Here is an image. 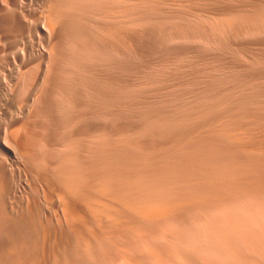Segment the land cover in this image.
I'll list each match as a JSON object with an SVG mask.
<instances>
[{"label": "rangeland", "instance_id": "obj_1", "mask_svg": "<svg viewBox=\"0 0 264 264\" xmlns=\"http://www.w3.org/2000/svg\"><path fill=\"white\" fill-rule=\"evenodd\" d=\"M23 1L0 0V202L2 201L0 203V250L3 253L0 252V264H34L37 260H40L39 264L40 262L41 264H127L123 263V259L121 260L122 252L116 250L109 242L110 240L102 241L100 237L98 241L95 239L97 237H94L97 241L90 243L91 247L90 245L82 247L81 243L80 245L74 243L78 242L77 237L72 232L65 212L59 206L58 198L53 191V186L61 189V180L59 182L57 174L65 171V165L69 159H75L76 163L82 167L81 170L84 173L89 172L87 175L91 178L105 173L126 174V171L127 176H134L132 169L136 170V175L140 168L141 175L149 179L151 184L159 185V189L162 188L161 191L192 201L189 206L180 209L175 216L164 222L163 226L160 224L159 227L162 229L147 225V235L144 233L145 236L138 240L134 238L138 243L140 242V245L136 241L137 245H133L134 239L124 237L123 242L126 247L123 251L136 257L140 264H164L165 262V264H264V194H261V191L264 193V158L255 154H252L254 156L252 157L247 152L244 154L222 139L220 134H217L218 131H215L219 130L221 122L224 124L228 119L231 122L226 121L227 124H237L249 130L248 132L252 131L253 135H257L256 137L264 139L262 134L264 132H261L264 131V0H179L180 2L178 0H123L124 2L122 0H69L68 3L66 0ZM74 1L78 3L73 4ZM120 9L123 10L120 11ZM100 12L104 14L101 15ZM57 15L60 17L58 18ZM149 16H152L151 19ZM61 18L62 22H59ZM174 19L178 21L175 24L179 28L173 23L176 21ZM188 20L190 23L187 24ZM171 22L175 25L174 27L170 24ZM148 24L150 28L145 27ZM189 24L191 27L194 25L193 29ZM42 25L45 29L47 28L45 32L41 31ZM217 26L219 27L216 30ZM163 28L168 29L164 31ZM169 28L179 32L174 31L173 35ZM110 29L113 31H108ZM245 30H248L247 33ZM119 32H121L120 36L124 34L120 38ZM181 33L185 34L186 39H183ZM199 33L201 35L198 37ZM174 36L182 37L183 41ZM180 121H182L181 124ZM218 121L219 124H217ZM161 124L164 130H161ZM216 125L218 128H214ZM120 137L123 140H119ZM125 140L132 144L136 142V146L135 143L127 144L130 149L135 146L143 151L137 150L138 154L136 149H133L136 154L131 155L134 151L125 149L127 148L124 144ZM181 142L187 143L181 145ZM117 145L122 155L118 154L116 160L114 154L117 152L115 149L118 148ZM59 148L63 151L57 150ZM26 149L27 151L23 152ZM15 153L20 154L16 156ZM111 153H113L112 156ZM132 157L135 162L131 160ZM108 158L123 161H119L121 164L118 163L116 167L113 159L114 164L107 167L112 161ZM44 163L48 165L42 166ZM168 164L171 166L169 167ZM59 165V169H56L55 166ZM94 166L95 168L99 166V169H95ZM123 167L126 169L125 172ZM172 167H174L173 170ZM159 176L162 180L158 178ZM43 178L47 180L46 183L51 182L50 185L48 184L51 191ZM31 184L34 186L32 187ZM229 196L230 201L233 199L231 201L233 204L229 202ZM180 225L182 226L179 228ZM157 229L168 230L165 234L160 232L162 237L163 235L165 237L161 238L159 232L155 234ZM96 231L98 235L105 238L99 228ZM48 248L50 252H46ZM102 251L108 252V255H104ZM177 253L181 254L178 256ZM64 255L66 261L63 260ZM173 259L175 260L172 263Z\"/></svg>", "mask_w": 264, "mask_h": 264}, {"label": "bare ground", "instance_id": "obj_2", "mask_svg": "<svg viewBox=\"0 0 264 264\" xmlns=\"http://www.w3.org/2000/svg\"><path fill=\"white\" fill-rule=\"evenodd\" d=\"M23 1V0H22ZM30 1V0H29ZM67 1H69V0H66V2ZM73 1V0H72ZM78 1V0H77ZM76 1V3H78ZM80 1V0H79ZM83 1V0H82ZM102 1V0H101ZM123 1V0H122ZM138 1V0H137ZM151 1V0H150ZM149 1V2H150ZM154 1V0H153ZM157 1V0H156ZM179 1V0H178ZM178 1H176V2H178ZM186 1V0H185ZM190 1V0H189ZM199 1V0H198ZM205 1V0H204ZM208 1V0H207ZM215 1V0H214ZM222 1V0H221ZM263 1V0H262ZM24 2V1H23ZM71 2V1H70ZM69 2V3H70ZM89 2V1H88ZM110 2V1H109ZM124 2V1H123ZM130 2V1H129ZM134 2V1H133ZM133 2L131 3V4H133ZM180 2V1H179ZM188 2V1H187ZM218 2V1H217ZM31 3H33V2H31ZM63 3V2H62ZM68 3V2H67ZM75 3V1H74V3L73 4H76ZM82 3V7H84L83 6V2H81ZM107 3V2H106ZM114 3V2H113ZM146 3V2H145ZM182 3H183V1H182ZM203 3V2H202ZM210 3V2H209ZM212 3V2H211ZM80 4V3H79ZM112 4V3H111ZM116 4H117V2H116ZM128 4V3H127ZM137 4V3H136ZM162 5H163V3H161ZM188 4H190L189 2H188ZM252 4V3H251ZM68 5V4H67ZM70 5V4H69ZM135 5V4H134ZM147 5H149V3L147 4ZM156 5V4H155ZM168 5V4H167ZM166 5V6H167ZM172 5H174V4H172ZM178 5V4H177ZM233 5V4H232ZM261 5H263V3H261ZM76 6V5H75ZM86 6V5H85ZM116 6V5H115ZM132 6V5H131ZM152 6H153V4H152ZM170 6V5H169ZM168 6V7H169ZM186 6V5H185ZM190 6V5H189ZM196 6V5H195ZM194 6V7H195ZM201 6V5H200ZM264 6V5H263ZM108 7V6H107ZM120 7V6H119ZM138 7V6H137ZM145 7V6H144ZM162 7V6H161ZM183 7V6H182ZM214 7V6H213ZM134 8V7H133ZM142 8V7H141ZM154 8V7H153ZM156 8H159V7H156ZM167 8V7H166ZM173 8V7H172ZM171 8V9H172ZM177 8V7H176ZM175 8V9H176ZM188 8V7H187ZM196 8V7H195ZM209 8V7H208ZM216 8V7H215ZM253 8V7H252ZM131 9V8H130ZM129 9V10H130ZM170 9V10H171ZM175 9H174V11H175ZM184 9V8H183ZM192 9V8H191ZM260 9V8H259ZM59 10V9H58ZM76 10H78V8H76ZM75 10V11H76ZM107 10H109L108 8H107ZM115 10V9H114ZM121 10H123V9H120V11ZM164 10H166V9H164ZM190 10V9H189ZM188 10V11H189ZM194 10V9H193ZM196 10V9H195ZM237 10V9H236ZM246 10V9H245ZM72 11V10H71ZM135 11V10H134ZM147 11V10H146ZM173 11V10H172ZM181 11H183V10H181ZM187 11V10H186ZM202 11H203V9H202ZM201 11V12H202ZM242 11H244V10H242ZM247 11V10H246ZM248 11H249V9H248ZM247 11V12H248ZM251 11V10H250ZM51 12V11H50ZM70 12V11H69ZM78 12V11H77ZM97 12V11H96ZM168 12V11H167ZM191 12V11H190ZM254 12V11H253ZM252 12V13H253ZM56 13V12H55ZM54 13V14H55ZM101 13V12H100ZM116 13V12H115ZM119 13V12H118ZM121 13V12H120ZM145 13V12H144ZM187 13V12H186ZM192 13H194V12H192ZM199 13V12H198ZM225 13V12H224ZM235 13V12H234ZM236 13H237V11H236ZM57 14V13H56ZM60 14V13H59ZM99 14V13H98ZM102 14H104V13H101V15ZM114 14V13H113ZM117 14V13H116ZM125 14V13H124ZM142 14V13H141ZM154 14V13H153ZM185 14V13H184ZM215 14V13H214ZM226 14V13H225ZM224 14V15H225ZM22 15H24V14H22ZM85 15V14H84ZM95 15H97V14H95ZM100 15V14H99ZM119 15V14H118ZM122 15V14H121ZM129 15V14H128ZM148 15H150V14H148ZM179 15H181V14H179ZM196 15H197V13H196ZM204 15V14H203ZM218 15V14H217ZM250 15V14H249ZM252 15V14H251ZM25 16V15H24ZM48 16H49V14H48ZM47 16V17H48ZM90 16V15H89ZM116 16V15H115ZM125 16V15H124ZM141 16V15H140ZM154 16V15H153ZM158 16V15H157ZM190 16V15H189ZM205 16V15H204ZM235 16L237 17V15L235 14ZM57 17H58V15H57ZM60 17V16H59ZM58 17V18H59ZM78 17V16H77ZM98 17V16H97ZM108 17V16H107ZM121 17H123V16H121ZM133 17V16H132ZM148 17V16H147ZM150 17V16H149ZM152 17V16H151ZM151 17H150V19H151ZM179 17V16H178ZM183 16H181V18H182ZM194 17H198V16H194ZM253 17V16H252ZM64 18V17H63ZM102 18H104V17H102ZM128 18V17H127ZM134 18V17H133ZM136 18V17H135ZM138 18V17H137ZM145 18V17H144ZM156 18V17H155ZM166 18V17H165ZM191 18V17H190ZM189 18V19H190ZM223 18V17H222ZM233 18H235L234 16H233ZM250 18V17H249ZM255 18V17H254ZM26 19V18H25ZM50 19V18H49ZM80 19V18H79ZM91 19V18H90ZM122 18H120V20H121ZM148 19V18H147ZM157 19V18H156ZM177 19V18H176ZM176 19H174V20H176ZM187 19V18H186ZM201 19V18H200ZM203 19H205V18H203ZM224 19V18H223ZM226 19V18H225ZM224 19V20H225ZM229 20H230V18H228ZM257 19H258V17H257ZM256 19V20H257ZM259 19H263V17L262 18H260L259 17ZM58 20V19H57ZM64 20V19H63ZM105 20V19H104ZM103 20V21H104ZM112 20V19H111ZM140 20V19H139ZM163 20H165V19H163ZM172 20V19H171ZM178 20V19H177ZM175 21V22H173L174 24L176 23V22H178V21ZM228 20V21H229ZM236 20V19H235ZM254 20V19H253ZM252 20V21H253ZM46 21V20H45ZM54 21V20H53ZM56 21V20H55ZM65 21V20H64ZM78 21V20H77ZM85 21V20H84ZM108 21H110V20H108ZM129 21V20H128ZM134 21V20H133ZM136 21V20H135ZM141 21V20H140ZM143 21V20H142ZM158 22H159V20H157ZM168 21V20H167ZM189 21V20H188ZM201 21H203V20H201ZM237 21H238V19H237ZM49 22V21H48ZM59 22H62V18H61V21H59ZM107 22V21H106ZM149 22V21H148ZM161 22V21H160ZM170 23V24H172L173 25V23ZM183 22V21H182ZM224 22V21H223ZM226 22V21H225ZM242 22V21H241ZM248 22V21H247ZM246 22V23H247ZM249 22H251V20H249ZM257 22V21H256ZM50 23V22H49ZM58 23V22H57ZM56 23V24H57ZM100 23V22H99ZM103 23V22H102ZM168 23V22H167ZM180 23V22H179ZM183 23H185V22H183ZM187 24L188 23H190V21L189 22H186ZM192 23H194V21L192 22ZM230 23H231V20H230ZM239 23V22H238ZM254 23V22H253ZM70 24H72V23H70ZM69 24V25H70ZM92 24V23H91ZM95 24V23H94ZM105 24H107V23H105ZM109 24V23H108ZM115 24V23H114ZM117 24H119V23H117ZM147 24V23H146ZM145 24V25H146ZM162 24H164V22L162 23ZM229 24V23H228ZM245 24V23H244ZM255 24V23H254ZM51 25V24H50ZM100 25H102V24H100ZM121 25V24H120ZM124 25H126V24H124ZM137 25V24H136ZM139 25V24H138ZM153 25V24H152ZM156 25H157V23H156ZM176 25V24H175ZM175 25H173V27L175 26ZM181 25H183L182 23L180 24V26ZM190 25V24H189ZM199 25V24H198ZM203 25V24H202ZM201 25V26H202ZM240 25V24H239ZM2 26V25H1ZM43 26V28H44V25H42ZM41 26V27H42ZM131 26H132V24H131ZM158 26V25H157ZM169 26V25H168ZM167 26V27H168ZM194 26V25H193ZM192 26V27H193ZM212 26V25H211ZM210 26V27H211ZM214 26V25H213ZM212 26V27H213ZM230 26V25H229ZM120 27V26H119ZM121 27H123V25L121 26ZM130 27V26H129ZM128 27V28H129ZM145 27H149V24H148V26H145ZM155 27V26H154ZM161 27V26H160ZM164 27V26H163ZM176 27H178L179 28V26L178 25H176ZM182 27V26H181ZM184 27H186L187 29H190V28H192L191 27V25H190V28H188V26H184ZM200 27V26H199ZM218 27L219 26H217V28H216V30L218 29ZM226 27H227V25H226ZM242 27V26H241ZM41 29V31L42 32H45V30L47 29ZM51 28V27H50ZM49 28V29H50ZM73 28V27H72ZM78 28V27H77ZM81 28V27H80ZM94 28V27H93ZM109 28V27H108ZM116 28V27H115ZM137 29L136 30H138V27H136ZM143 28H144V26H143ZM150 28V27H149ZM148 28V29H149ZM157 28H159V27H157ZM171 29H172V26L170 27ZM169 28V29H170ZM245 28V27H244ZM249 28V27H248ZM31 29V28H30ZM48 29V30H49ZM52 29V28H51ZM56 29V28H55ZM65 29H66V27H65ZM70 29V28H69ZM76 29V28H75ZM95 29V28H94ZM106 29V28H105ZM113 29V28H112ZM124 29V28H123ZM131 29V28H130ZM140 29V28H139ZM145 29V28H144ZM154 29V28H153ZM156 29V28H155ZM164 29V31H166L167 29H165V28H163ZM162 29V30H163ZM170 29V30H171ZM193 29V28H192ZM196 29V28H195ZM208 29V28H207ZM100 30V29H99ZM113 30H115V29H113ZM113 30H108V31H113ZM116 30H117V28H116ZM115 30V31H116ZM122 30V29H121ZM147 30V29H146ZM152 30V29H151ZM159 30V29H158ZM169 30V31H170ZM173 30V29H172ZM171 30V31H172ZM198 30V29H197ZM209 30V29H208ZM213 30V29H212ZM258 30H260V29H258ZM263 30V29H262ZM261 30V31H262ZM52 31V30H51ZM55 31V30H54ZM57 31V30H56ZM69 31V30H68ZM72 31V30H71ZM96 31V30H95ZM115 31H114V34H115ZM119 31V30H118ZM124 31V30H123ZM161 31V30H160ZM168 31V32H169ZM174 31H176V29L174 30ZM174 31H172V34L174 35ZM183 31H184V29H183ZM188 31V30H187ZM202 31V30H201ZM246 31V30H245ZM248 31V30H247ZM247 31H246V33H247ZM140 32H141V30H140ZM144 32H146V31H144ZM176 32H179V31H176ZM185 32V31H184ZM196 32V31H195ZM198 32V31H197ZM71 33V32H70ZM82 33V32H81ZM104 33V32H103ZM108 33H110V32H108ZM112 33V32H111ZM117 33V32H116ZM120 33L121 32H119V38L120 37H122V35H124L123 33H122V35L120 36ZM171 33V32H170ZM186 33V32H185ZM201 33V32H200ZM199 33V35H198V37L201 35ZM217 33V32H216ZM233 33H235V32H233ZM51 34H52V32H51ZM95 34V33H94ZM113 34V33H112ZM132 34V33H131ZM130 34V35H131ZM137 34H138V32H137ZM150 34V33H149ZM156 34H157V32H156ZM187 34V33H186ZM207 35H208V33H206ZM206 34H205V36H206ZM223 34V33H222ZM226 34V33H225ZM224 34V35H225ZM232 34V33H231ZM257 34V33H256ZM85 35V34H84ZM93 35V34H92ZM101 35V34H100ZM109 35V34H108ZM118 35V34H117ZM128 35V34H127ZM141 35V34H140ZM177 35H179L178 33H177ZM181 35H183L182 33H181ZM191 35H192V33H191ZM258 35H259V32H258ZM257 35V36H258ZM72 36V35H71ZM111 36V35H110ZM114 36V35H113ZM126 36V35H125ZM129 36V35H128ZM148 36V35H147ZM150 36V35H149ZM172 36V35H171ZM185 36V34L183 35V39H186V36ZM188 36V35H187ZM194 36H195V34H194ZM209 36V35H208ZM207 36V37H208ZM211 36V35H210ZM215 36V35H214ZM243 36H244V33H243ZM1 37V36H0ZM73 37H74V35H73ZM94 37V36H93ZM102 37V36H101ZM117 37V38H118ZM132 37V36H131ZM174 37H176V36H174ZM189 37H191V36H189ZM233 37V36H232ZM81 38V37H80ZM91 38V37H90ZM110 38V37H109ZM113 38V37H112ZM116 37H115V39H117ZM118 38V39H119ZM142 38V37H141ZM149 38V37H148ZM171 38V37H170ZM176 38H181V40H182V37H179V36H177ZM196 38V37H195ZM244 39H245V37H243ZM6 39V38H5ZM129 39V38H128ZM133 39V38H132ZM150 39H152V38H150ZM172 39H173V37H172ZM188 39V38H187ZM191 39V38H190ZM198 39V38H197ZM201 39V38H200ZM235 39V38H234ZM86 40H87V37H86ZM100 40V39H99ZM106 40V39H105ZM121 41L123 40L122 38L120 39ZM177 40V42H178V39H176ZM189 40V39H188ZM188 40H187V42H188ZM247 40V39H246ZM117 41V40H116ZM146 41V40H145ZM147 41H148V39H147ZM183 41V40H182ZM191 41V40H190ZM213 41V40H212ZM221 41V40H220ZM2 42V41H1ZM6 42V41H5ZM101 42V41H100ZM99 42V43H100ZM109 42V41H108ZM120 42V41H119ZM128 42V41H127ZM130 42V41H129ZM149 42V41H148ZM224 42V41H223ZM236 42V41H235ZM84 43V42H83ZM117 43H118V41H117ZM122 43V42H121ZM124 43H126V42H124ZM147 43V42H146ZM212 43V42H211ZM215 43V42H214ZM229 43V42H228ZM114 44V43H113ZM120 44V43H119ZM231 44V43H230ZM246 44V43H245ZM81 45H82V43H81ZM122 45V44H121ZM120 45V46H121ZM126 45V44H125ZM143 45V44H142ZM156 45V44H155ZM227 45H229V44H227ZM102 46V45H101ZM118 46V45H117ZM127 46V45H126ZM125 46V47H126ZM169 46V45H168ZM211 46V45H210ZM54 47V46H53ZM85 47V46H84ZM138 47V46H137ZM141 47V46H140ZM203 47V46H202ZM201 47V48H202ZM206 47V46H205ZM114 48V47H113ZM133 48H134V46H133ZM139 48V47H138ZM164 48V47H163ZM171 48H172V46H171ZM198 48V47H197ZM112 49V48H111ZM125 49V48H124ZM147 49V48H146ZM156 49V48H155ZM91 50V49H90ZM112 50H114V49H112ZM189 50V49H188ZM204 50H205V48H204ZM45 51V50H44ZM86 51V50H85ZM116 51V50H115ZM117 51H118V49H117ZM143 51V50H142ZM239 51V50H238ZM114 52V51H113ZM161 52V51H160ZM52 53V52H51ZM118 53V52H117ZM140 53V52H139ZM213 53V52H212ZM80 56V55H79ZM130 56V55H129ZM109 57V56H108ZM230 57V56H229ZM122 58V57H121ZM50 59V58H49ZM146 59V58H145ZM126 60H128V59H126ZM30 61V60H29ZM80 61V60H79ZM133 61V60H132ZM183 61V60H182ZM207 61V60H206ZM61 62V61H60ZM64 62V61H63ZM125 62H127V61H125ZM115 64V63H114ZM68 65V64H67ZM81 65V64H80ZM120 65V64H119ZM218 66V65H217ZM61 67V66H60ZM222 67V66H221ZM19 68V67H18ZM154 68V67H153ZM152 69V68H151ZM213 70V69H212ZM41 71V70H40ZM47 71V70H46ZM128 71V70H127ZM185 71V70H184ZM59 72V71H58ZM67 72V71H66ZM137 72V71H136ZM151 72V71H150ZM199 72V71H198ZM208 72V71H207ZM62 73V72H61ZM84 73V72H83ZM91 73V72H90ZM149 73V72H148ZM156 73V72H155ZM252 73V72H251ZM113 74V73H112ZM37 75V74H36ZM97 75V74H96ZM187 77V76H186ZM43 78H45V77H43ZM90 78V77H89ZM184 78V77H183ZM64 79V78H63ZM148 81V80H147ZM159 81V80H158ZM57 82V81H56ZM162 82V81H161ZM40 83V82H39ZM65 83V82H64ZM63 83V84H64ZM122 83V82H121ZM211 83V82H210ZM57 84V83H56ZM89 87V86H88ZM41 88V87H40ZM90 89V88H89ZM92 89V88H91ZM110 89V88H109ZM32 90V89H31ZM61 90V89H60ZM128 90V89H127ZM104 91V90H103ZM118 91V90H117ZM170 91V90H169ZM101 92V91H100ZM121 92V91H120ZM131 92V91H130ZM208 92V91H207ZM90 93V92H89ZM106 93V92H105ZM117 93H119V92H117ZM132 93V92H131ZM155 93V92H154ZM246 93V92H245ZM86 94V93H85ZM123 94V93H122ZM28 95H29V93H28ZM34 95V94H33ZM36 95V94H35ZM62 95V94H61ZM95 95V94H94ZM124 97V96H123ZM248 97V96H247ZM261 97V96H260ZM86 98V97H85ZM136 102V101H135ZM237 102V101H236ZM96 103V102H95ZM112 103V102H111ZM143 103H145V102H143ZM132 104V103H131ZM156 104V103H155ZM178 104V103H177ZM252 104V103H251ZM114 105V104H113ZM128 105H130V104H128ZM105 106V105H104ZM34 107V106H33ZM139 107V106H138ZM185 107V106H184ZM186 107H187V105H186ZM218 107V106H217ZM21 108V107H20ZM19 108V109H20ZM112 108V107H111ZM22 109V108H21ZM47 109V108H46ZM92 109V108H91ZM138 109V108H137ZM218 109V108H217ZM220 109V108H219ZM257 109V108H256ZM32 110H33V108H32ZM106 110V109H105ZM146 110V109H145ZM179 110V109H178ZM183 110V109H182ZM185 110V109H184ZM183 110V111H184ZM111 111V110H110ZM147 111V110H146ZM180 111V110H179ZM194 111V110H193ZM20 112V111H19ZM93 112V111H92ZM186 112V111H185ZM189 113L191 112V111H188ZM188 112H187V114H188ZM224 112V111H223ZM222 112V113H223ZM228 112V111H227ZM29 113V112H28ZM111 113V112H110ZM125 113H127V112H125ZM148 113V112H147ZM237 113V112H236ZM242 113V112H241ZM14 114V113H13ZM20 114V113H19ZM31 114V113H30ZM102 114H103V112H102ZM174 114V113H173ZM193 114H194V112H193ZM205 114V113H204ZM232 114V113H231ZM21 115H23V114H21ZM127 115V114H126ZM149 115H151V114H149ZM182 115V114H181ZM192 115V114H191ZM214 115H216V114H214ZM224 115V114H223ZM236 115V114H235ZM44 116V115H43ZM47 116V115H46ZM141 116V115H140ZM158 116V115H157ZM172 116H174V115H172ZM183 116V115H182ZM181 116V117H182ZM194 116H195V114H194ZM201 116H202V114H201ZM48 117V116H47ZM130 117V116H129ZM129 117H128V119H129ZM180 117V116H179ZM186 117V116H185ZM189 117H191V116H189ZM229 117V116H228ZM235 117V116H234ZM17 118V117H16ZM37 118V117H36ZM43 118V117H42ZM46 118V117H45ZM125 118V117H124ZM143 118V117H142ZM160 118V117H159ZM196 118V117H195ZM209 118V117H208ZM227 118V117H226ZM14 119V118H13ZM156 119V118H155ZM176 119H177V117H176ZM184 119V118H183ZM194 119V118H193ZM225 119V118H224ZM231 119V118H230ZM233 120H234V118H232ZM231 119V120H232ZM257 119V118H256ZM144 120V119H143ZM145 120H147V119H145ZM153 120V119H152ZM181 120V119H180ZM187 120H188V118H187ZM18 121V120H17ZM40 121V120H39ZM157 120H155V122H156ZM178 121V120H177ZM213 121V120H212ZM220 121V120H219ZM219 121H218V123L217 124H219ZM223 121H225V120H223ZM227 121V123H228V119L226 120ZM226 121H225V123L224 124H222V122H221V124L219 125V130H215V131H218L217 132V134L219 133L220 134V136L222 137V139H225L231 146H234L235 148H237L238 150H241L242 152H244V154L247 152V154L248 153H250L251 155L252 154H255L256 156H263L262 158H264V139L263 138H258V137H256L257 135H253L254 133L251 131V132H248L249 130H247V129H244L243 127H241V126H237V124H235V125H230V124H227L226 123ZM49 122V121H48ZM143 122H145V121H143ZM160 122V121H159ZM181 122L182 121H180V124H181ZM216 122V121H215ZM231 121H229V123H230ZM237 122H239V121H237ZM118 123V122H117ZM184 123V122H183ZM247 123H249V122H247ZM39 124V123H38ZM70 124V123H69ZM129 124V123H128ZM211 124V123H210ZM251 124H252V122H251ZM75 125V124H74ZM156 125H159V124H156ZM162 125V124H161ZM185 125V124H184ZM187 125V124H186ZM22 126V125H21ZM24 126V125H23ZM75 126H77V125H75ZM127 126V125H126ZM217 126V127H216ZM214 128H218V125H216ZM249 126V125H248ZM260 126V125H259ZM259 126L257 127V128H259ZM74 127V126H73ZM133 127H135V126H133ZM137 127V126H136ZM135 127V128H136ZM140 127V126H139ZM161 127V126H160ZM175 127H177V126H175ZM184 127V126H183ZM183 127H181L182 128V130H184L183 129ZM250 127V126H249ZM248 127V128H249ZM31 128H33V127H31ZM142 128H144V127H142ZM141 129V128H140ZM158 129V128H157ZM156 129V130H157ZM2 130L4 131V129L2 128ZM27 130V129H26ZM35 130H36V128H35ZM39 130V129H38ZM75 130V129H74ZM106 130V129H105ZM119 130V129H118ZM117 130V131H118ZM122 130V129H121ZM134 130V129H133ZM161 130H164L163 129V125H162V129ZM179 130V129H178ZM43 131V130H42ZM73 131V130H72ZM98 131V130H97ZM101 131V130H100ZM38 132V131H37ZM156 132H158V131H156ZM176 132V131H175ZM211 132V131H210ZM261 132H264V131H261ZM3 133V132H2ZM8 133V132H7ZM122 133V132H121ZM253 133V134H252ZM260 133V132H259ZM6 134V133H5ZM17 134H18V132H17ZM106 134V133H105ZM108 134V133H107ZM124 134V133H123ZM170 134V133H169ZM177 134V133H176ZM263 134V136H264V133H262ZM7 135V134H6ZM6 135L4 136V137H6ZM79 135V134H78ZM97 135V134H96ZM95 135V136H96ZM126 135V134H125ZM166 135V134H165ZM34 136V135H33ZM40 136V135H39ZM42 136V135H41ZM94 136V137H95ZM104 136V135H103ZM109 136V135H108ZM107 136V137H108ZM132 136V135H131ZM154 136V135H153ZM167 136V135H166ZM175 136V135H174ZM218 136V135H217ZM259 136H260V134H259ZM123 137V136H122ZM122 137H120V139L119 140H123V138ZM129 137H130V135H129ZM209 137V136H208ZM17 138V137H16ZM42 138V137H41ZM41 138H39V139H41ZM75 138V137H74ZM78 138V137H77ZM86 138V137H85ZM100 138H101V136H100ZM132 138H133V136H132ZM154 138H156V137H154ZM186 138V137H185ZM124 139H125V137H124ZM135 139V138H134ZM151 139V138H150ZM159 139V138H158ZM182 139V138H181ZM187 139V138H186ZM185 139V140H186ZM221 139V140H222ZM43 140V139H42ZM46 140V139H45ZM126 140H127V138H126ZM125 140V142L126 143H124L125 145H127V144H132V143H129V141L127 142ZM167 140V139H166ZM176 140H178V139H176ZM184 140V141H185ZM4 141H5V139H4ZM20 141V140H19ZM36 141V140H35ZM38 141V140H37ZM41 141V140H40ZM79 141V140H78ZM77 141V142H78ZM84 140H82V142H83ZM87 140L85 139V142H86ZM104 141H105V139H104ZM149 141V140H148ZM182 141H183V139H182ZM222 141H224V140H222ZM25 142V141H24ZM23 142V143H24ZM44 142V141H43ZM106 142V141H105ZM104 142V143H105ZM120 142V141H119ZM177 143H179L178 141H176ZM187 142H188V140H187ZM187 142H184V143H187ZM17 143H19V142H17ZM101 143V142H100ZM113 143V142H112ZM134 143H135V146H136V142L134 141ZM134 143L132 144V145H134ZM138 143V142H137ZM149 143V142H148ZM184 143H182L181 142V145L183 144L184 145ZM21 144V143H20ZM33 144H34V142H33ZM124 144H122V146L124 145ZM201 144V143H200ZM207 144V143H206ZM7 145V144H6ZM23 145V144H22ZM46 145H47V143H46ZM65 145V144H64ZM90 145V144H89ZM107 145H108V143H107ZM107 145H105V147L107 146ZM19 146V145H18ZM92 146V145H91ZM95 146V145H94ZM118 146V148H115L116 149V151L118 152H115V157L114 158H118V154H119V156L120 155H122V154H120V148H119V145H117ZM116 146V147H117ZM130 146V145H129ZM135 146H132L131 148L132 149H130L129 147H128V145H127V148H125V149H128V150H133V149H136V152L138 153V151H140V152H142L141 150H138L137 148H135ZM186 146V145H185ZM185 146H183L184 148H185ZM14 147H17V145H14ZM67 147V146H66ZM86 147V146H85ZM156 147H157V145H156ZM171 147V146H170ZM177 146L175 145V148H176ZM183 147H181V149L183 148ZM43 147H41V150H43L42 149ZM44 148H46L45 146H44ZM65 148V147H64ZM71 148H73V147H71ZM78 148V147H77ZM187 148H188V145H187ZM233 148V147H232ZM17 149V148H16ZM15 149V150H16ZM18 149H19V147H18ZM25 149V148H24ZM76 149V148H75ZM81 150H82V148H80ZM95 149H97V148H95ZM109 149V148H108ZM119 151H118V150ZM189 149V148H188ZM221 149V148H220ZM15 150H13L14 152H15ZM35 150V149H34ZM57 150H62L63 151V149H61V148H59V149H57ZM65 150V149H64ZM67 150H69V149H67ZM67 150H66V153H67ZM84 150H85V148H84ZM91 150V149H90ZM101 150V149H100ZM138 150V151H137ZM185 150H187L186 148H185ZM191 150V149H190ZM199 150H200V148H199ZM203 150V149H202ZM208 150V149H207ZM18 151V150H17ZM20 151V150H19ZM22 151V150H21ZM27 151V149L26 150H24L23 152H26ZM62 151H61V153H62ZM87 151V150H86ZM103 151V150H102ZM115 151V150H114ZM121 151H123V150H121ZM134 151V153L132 152V154H131V152H129L131 155H133V154H136L135 153V150H133ZM149 151V150H148ZM147 151V152H148ZM157 151V150H156ZM178 151V150H177ZM233 151V150H232ZM23 152H20V153H23ZM28 152H29V150H28ZM31 152V151H30ZM47 152V151H46ZM58 152V151H57ZM65 152V151H64ZM84 152V151H83ZM93 152L95 153V151L93 150ZM160 152V151H159ZM188 152V151H187ZM240 152V151H239ZM20 153H15L16 154V156H17V154H18V156H19V154ZM60 153V152H59ZM90 153H91V151H90ZM97 153V152H96ZM116 153H117V156H116ZM129 153H126V155L128 154V155H130ZM149 153H150V151H149ZM162 153V152H161ZM160 153V154H161ZM222 153V152H221ZM27 154H29V153H27ZM44 154V153H43ZM112 154L113 153H111V156H112ZM139 154V153H138ZM137 154V155H138ZM151 154V153H150ZM168 154V153H167ZM243 154V155H244ZM249 154V155H250ZM10 155L11 156H13V154L12 153H10ZM33 155V154H32ZM45 155H47V154H45ZM44 155V156H45ZM99 155V154H98ZM109 155V154H108ZM141 155V154H140ZM154 155V154H153ZM242 155V156H243ZM23 156V155H22ZM28 156V155H27ZM41 156H42V154H41ZM43 156V157H44ZM86 156V155H85ZM92 156H93V153H92ZM104 156V155H103ZM150 157V155H147V157ZM152 156V155H151ZM155 156V155H154ZM158 156V155H157ZM174 156V155H173ZM178 156V155H177ZM24 157V156H23ZM22 157V158H23ZM30 157V156H29ZM29 157H27V158H29ZM32 157V156H31ZM47 157H49V155L47 156ZM65 157V156H64ZM95 157H96V154H95ZM105 157H106V155H105ZM169 157V156H168ZM252 157H254L253 155H252ZM24 158H26V157H24ZM33 158V157H32ZM38 158H40V157H38ZM45 158V157H44ZM53 158V157H52ZM70 158V157H69ZM68 158V159H69ZM77 158V157H76ZM113 158V159H114ZM117 158H116V160H117ZM133 158V157H132ZM151 158H153V156L151 157ZM156 158V157H155ZM158 158V157H157ZM164 158V157H163ZM35 160H36V158H34ZM62 159V158H61ZM109 160H112V161H110V162H112V163H110L109 162V166H107V167H111V164H114V162H113V159H111V158H108ZM252 159V158H251ZM260 159V158H259ZM30 160V159H29ZM65 160V159H64ZM94 160V159H93ZM115 160V159H114ZM115 160V166L116 167H118V165L119 164H121L119 161H121L122 159H120V160H118V161H116ZM132 161L134 160V162H135V159L133 158V159H131ZM130 160V161H131ZM149 160H151V159H149ZM245 160V159H244ZM264 160V159H263ZM40 161H41V159H40ZM43 161H45V160H43ZM63 161V160H62ZM123 161V160H122ZM121 161V162H122ZM132 161H131V163H132ZM154 161V160H153ZM172 161V160H171ZM241 161V160H240ZM34 162V161H33ZM42 162V161H41ZM264 162V161H263ZM32 163V162H31ZM35 163V162H34ZM45 163H47L46 161H45ZM42 164V166L43 165H48V164ZM80 163V162H79ZM119 163V164H118ZM126 163V162H125ZM136 163H137V160H136ZM168 163V162H167ZM171 163V162H170ZM176 163V162H175ZM216 162H214V164H215ZM259 163V162H258ZM16 164V163H15ZM39 164H40V162H39ZM58 164V163H57ZM60 164V163H59ZM94 164V163H93ZM92 164V165H93ZM133 164V163H132ZM147 164V163H146ZM236 164V163H235ZM234 164V165H235ZM95 165V164H94ZM178 165V164H177ZM182 165V164H181ZM188 165V164H187ZM233 165V164H232ZM233 165V166H234ZM249 165V164H248ZM262 165V164H261ZM21 166V165H20ZM36 165L34 164V167H35ZM41 166V167H42ZM114 166V167H115ZM129 167L131 166L130 164L128 165ZM168 166H169V164H168ZM168 166H166V168H168ZM171 166V165H170ZM169 166V167H170ZM232 166V167H233ZM241 166V165H240ZM245 166V165H244ZM49 167V166H48ZM47 167V168H48ZM59 167H60V165L57 167V166H55V168L56 169H59ZM97 168H95V166H94V168L95 169H99L98 167L99 166H96ZM247 167V166H246ZM7 168V167H6ZM46 168V167H45ZM81 166H79V164L78 163H76V161H75V159L74 160H70L69 159V162L65 165V171H61V172H59V171H56V172H59L58 174H59V176H58V174H57V177H58V179H59V182H60V180H61V184H62V186L60 185V187H61V189L60 188H56L55 186H53V191H54V193L56 194V196H57V198H58V203H59V206H61L62 207V209L64 210V212H65V215H66V218H67V221H68V223L70 224V228L72 229V232H74V234H75V236L77 237L76 238V240H78V242H74V243H78L79 245H80V243L82 244V245H80V246H82L83 247V245L85 246V247H88L89 245H90V243H92V242H94V241H99V239H100V237L102 238V241H104L103 239H106V240H110L109 242L111 243V245H113L114 246V248L116 249V250H119V251H121L122 252V255H123V257L121 258V260L123 259V263H127V264H140L139 262L140 261H138L137 259H135L134 257H132L131 255H128V254H126L123 250H124V247H126V245L124 244V242H123V239H125L124 237H127V239H139L140 237L142 238V236L144 237L145 235H143L144 233L146 234V231H147V229H146V227H148L147 225H152V226H156V227H159V225L161 224H163L164 222H167L169 219H171L173 216H175L176 215V213L180 210V209H182V208H184V207H186V206H189L191 203H192V201H189L187 198L186 199H183V198H181V197H179V195L177 196L176 194H168V193H166L167 191H161V189L162 188H160L159 189V185H156V184H151L150 182H149V179L147 180V179H145V177L143 176V175H141V172H139V169L140 168H138V172H137V174L135 175V169H132V171H134L133 172V174H134V176H127V171H126V174H116V173H113V174H111V173H105V174H102V175H97V176H95V177H93V178H91L90 177V175H87V173H89V172H87V173H84L82 170H81ZM127 168V167H126ZM137 168V167H136ZM173 168L174 167H172V170H173ZM206 168V167H205ZM210 168V167H209ZM235 168V167H234ZM233 168V169H234ZM242 168H243V165H242ZM8 169V168H7ZM94 169V170H95ZM102 169V168H101ZM123 169H124V172H125V168L123 167ZM128 169V168H127ZM177 169V168H176ZM35 170H37V168L35 167ZM41 170V169H40ZM50 170V169H49ZM129 170V172H131L130 171V169H128ZM162 170V169H161ZM168 170V169H167ZM185 170V169H184ZM183 170V171H184ZM187 170V169H186ZM219 170V169H218ZM244 170H246V169H244ZM43 171V170H42ZM50 171H52V170H50ZM54 171V170H53ZM99 171V170H98ZM107 171H108V169H107ZM188 171V170H187ZM249 171V170H248ZM38 172H40L39 170H38ZM103 172V171H102ZM177 172H178V170H177ZM194 172H195V170H194ZM198 172V171H197ZM231 172V171H230ZM247 172V171H246ZM255 172V171H254ZM10 173H12V172H10ZM36 173H37V171H36ZM47 173V172H46ZM132 173V172H131ZM142 173H144V172H142ZM168 173V172H167ZM171 173H172V171H171ZM226 173V172H225ZM243 173V172H242ZM35 174V173H34ZM39 174V173H38ZM41 174H42V172H41ZM43 174L45 175V173L43 172ZM140 174V175H139ZM145 174V173H144ZM176 174V173H175ZM14 175V174H13ZM47 175H48V173H47ZM92 175V174H91ZM1 176V175H0ZM26 176H28V175H26ZM195 176V175H194ZM211 176V175H210ZM41 177V176H40ZM153 177V176H152ZM151 177V178H152ZM225 177V176H224ZM249 177V176H248ZM17 178V177H16ZM42 178V177H41ZM158 178H160V176L158 177ZM163 178V177H162ZM43 179H45V178H43ZM161 179V178H160ZM193 179V178H192ZM210 179V178H209ZM237 179V178H236ZM152 180V179H151ZM150 180V181H151ZM157 180V179H156ZM162 180V179H161ZM211 180V179H210ZM220 180V179H219ZM248 180V179H247ZM14 181V180H13ZM28 181V180H27ZM30 181V180H29ZM33 181H35L34 179H33ZM44 181V180H43ZM46 179H45V183H46ZM152 181H154V180H152ZM167 181V180H166ZM184 181H185V179H184ZM190 181V180H189ZM163 182V181H162ZM173 182V181H172ZM191 182V181H190ZM223 182V181H222ZM246 182V181H245ZM33 183V182H32ZM35 183H37L36 181H35ZM49 183L51 184V182L49 181ZM48 182L46 183L47 185L49 184ZM159 183V182H158ZM174 183V182H173ZM49 184V185H50ZM214 184V183H213ZM250 184H251V182H250ZM20 185V184H19ZM32 185V187L34 186V184H31ZM41 185V184H40ZM46 185V186H47ZM48 185V189L51 191V187ZM201 185V184H200ZM225 185V184H224ZM36 186V185H35ZM248 186V185H247ZM256 186V185H255ZM50 187V188H49ZM242 187V186H241ZM39 188V187H38ZM227 188V187H226ZM262 188V187H261ZM31 189H33V188H31ZM44 189V188H43ZM165 189H166V187H165ZM240 189V188H239ZM244 189V188H243ZM30 190V189H29ZM163 190H164V187H163ZM224 190V189H223ZM242 190V189H241ZM240 190V191H241ZM251 190V189H250ZM259 190V189H258ZM32 191V190H31ZM44 191V190H43ZM50 191H49V193H50ZM242 191H244V190H242ZM261 191V190H260ZM259 191V192H260ZM34 192V191H33ZM46 192V191H45ZM176 192V191H175ZM237 193H239L238 191H236ZM262 193L261 194H264L263 193V191H261ZM35 193H36V191H35ZM41 193V192H40ZM48 193V192H47ZM52 193V192H51ZM244 193H246V192H244ZM243 193V194H244ZM5 194V193H4ZM29 194V193H28ZM32 194V193H31ZM30 194V195H31ZM252 194V193H251ZM37 195V194H36ZM35 195V196H36ZM48 195V194H47ZM51 195V194H50ZM6 196V195H5ZM13 196H15V195H13ZM19 196V195H18ZM44 196V195H43ZM42 196V197H43ZM203 196V195H202ZM221 196V195H220ZM231 196V195H230ZM230 196H229V202H231L233 199H231V201H230ZM33 197H34V194H33ZM45 197V196H44ZM54 197V196H53ZM222 197V196H221ZM245 197V196H244ZM243 197V198H244ZM249 197V196H248ZM258 197V196H257ZM264 197V196H263ZM9 198H10V196H9ZM27 198H29V197H27ZM261 198V197H260ZM14 199V198H13ZM213 199V198H212ZM227 199V200H228ZM245 199H247V198H245ZM256 200H257V198H255ZM28 200V199H27ZM34 201H35V199H33ZM32 200V201H33ZM227 200H225V201H227ZM248 200V199H247ZM261 200V199H260ZM10 201H11V199H10ZM47 201V200H46ZM48 201H49V198H48ZM235 201V200H234ZM241 201V200H240ZM239 201V202H240ZM246 200H244V202H245ZM2 202V201H1ZM0 202V203H1ZM29 202V201H28ZM206 202H208V200L206 201ZM211 202V201H210ZM219 202V201H218ZM236 202H237V200H236ZM242 202V201H241ZM47 203V202H46ZM217 203V202H216ZM232 203V202H231ZM247 203V202H246ZM11 205L13 204L12 203V201H11V203H10ZM233 204V203H232ZM243 204V203H242ZM17 205V204H16ZM28 205H29V203H28ZM28 205H27V207H28ZM49 205V204H48ZM244 205H245V203H244ZM25 206H26V204H25ZM49 206H52V205H49ZM213 206H215V204L213 205ZM241 206V205H240ZM1 207H2V205H1ZM53 207V206H52ZM214 208V207H213ZM215 208H216V206H215ZM214 208V209H215ZM222 208H224V207H222ZM249 208H251V207H249ZM22 209V208H21ZM14 210V209H13ZM48 210H49V208H48ZM238 210V209H237ZM241 210V209H240ZM221 211H222V209H221ZM262 211H263V209H262ZM29 212V211H28ZM207 212H209L208 210H207ZM213 212H214V210H213ZM218 212V211H217ZM222 212H224V211H222ZM240 212V211H239ZM244 212V211H243ZM6 213V212H5ZM13 213V212H12ZM24 213V212H23ZM198 213V212H197ZM219 213H220V211H219ZM264 213V212H263ZM194 214V213H193ZM214 214H216V213H214ZM221 214V213H220ZM54 215H56V214H54ZM64 215V214H63ZM64 215V216H65ZM195 215V214H194ZM205 215V214H204ZM204 215H202V216H204ZM217 215H218V213H217ZM12 216V215H11ZM53 216V215H52ZM63 216V217H64ZM206 216V215H205ZM16 217H18V216H16ZM61 217V216H60ZM256 217V216H255ZM262 217V216H261ZM29 218V217H28ZM219 218V217H218ZM15 219V218H14ZM32 219V218H31ZM235 219H236V217H235ZM16 220V219H15ZM29 220V219H28ZM221 220V219H220ZM236 220H238V219H236ZM37 221V220H36ZM66 221V222H67ZM137 221V222H136ZM178 221V220H177ZM208 221V220H207ZM206 221V222H207ZM259 221V220H258ZM30 222V221H29ZM57 222V221H56ZM93 222H94V224L95 223H97L95 226L97 227V228H95V226H94V224H93ZM184 222V221H183ZM223 222V221H222ZM26 223V222H25ZM172 223V222H171ZM193 223V222H192ZM253 223V222H252ZM256 223V222H255ZM9 224V223H8ZM69 224H68V226H69ZM194 224H197V223H194ZM207 224H209V223H207ZM213 224V223H212ZM211 224V225H212ZM23 225V224H22ZM58 225V224H57ZM67 225V224H66ZM140 225H141V227H140ZM193 225V224H192ZM42 226V225H41ZM151 226V227H152ZM163 226V225H162ZM171 226V225H170ZM169 226V228H171ZM182 225H180L179 226V228L181 227ZM194 226V225H193ZM203 226V225H202ZM231 226H233V225H231ZM31 227V226H30ZM154 227L152 228V229H154ZM155 227V228H156ZM178 227V226H177ZM188 227V226H187ZM195 227H196V225H195ZM8 228V227H7ZM17 228V227H16ZM26 228H28V227H26ZM42 228V227H41ZM55 228V227H54ZM100 229L101 230V233H102V235L105 237V238H103L101 235H98L97 234V231H96V229ZM150 228V227H149ZM159 228H161V227H159ZM164 228H166V226L164 227ZM168 227H167V229H169ZM3 229V228H2ZM10 229V228H9ZM29 229V228H28ZM162 229V228H161ZM176 229V228H175ZM186 228H184V230H185ZM194 229V228H193ZM209 229V228H208ZM6 230V229H5ZM26 230V229H25ZM46 230V229H45ZM151 230V229H150ZM160 229H157V231L156 230H153V231H156L155 232V234H157V232H159L158 234H160V232L162 231V230H160ZM165 230L166 229H163V234H165V233H167V231L168 230H166V232H165ZM13 231V230H12ZM213 231H214V229H213ZM216 231V230H215ZM230 231V230H229ZM256 231V230H255ZM24 232H26V231H24ZM27 232H28V230H27ZM30 232V231H29ZM38 232V231H37ZM40 232V231H39ZM38 232V233H39ZM44 232V231H43ZM43 232H41L42 234H43ZM48 232V231H47ZM161 232V233H162ZM203 232H205V231H203ZM14 233V232H13ZM41 233L40 234H38L39 236L41 235ZM53 233V232H52ZM70 233H71V230H70ZM148 233V232H147ZM25 234V233H24ZM57 234V233H56ZM55 234V235H56ZM150 234V233H149ZM148 234V235H149ZM181 234V233H180ZM190 234V233H189ZM45 235V234H44ZM44 235H43V239H44ZM47 235V234H46ZM71 235H72V233H71ZM71 235H70V237H71ZM96 235H98V236H96ZM147 235V234H146ZM161 235V234H160ZM167 235V234H166ZM202 235H203V233H202ZM13 236H14V234H13ZM26 236H27V234H26ZM38 236V237H39ZM73 236V235H72ZM153 236V235H152ZM30 237H31V235H30ZM35 237H37L36 235H35ZM34 237V238H35ZM63 237V236H62ZM94 237H97V238H95V239H97V240H95L94 239ZM157 237H158V235H157ZM161 238H163V237H165L164 235H163V237H162V235L160 236ZM200 237V236H199ZM199 237H197L198 239H199ZM203 237H205L204 235H203ZM253 237V236H252ZM39 238H41V237H39ZM73 238V240H74V237H72ZM247 238V237H246ZM24 239V238H23ZM37 239V238H36ZM50 239H51V236H50ZM91 239H92V241H91ZM134 239V244L133 245H137V244H135V240ZM232 239H234V238H232ZM31 240H32V238H31ZM13 241V240H12ZM27 241H28V239H27ZM29 241H30V238H29ZM44 241V240H43ZM75 241V240H74ZM80 241V242H79ZM101 241V242H102ZM127 241H129V240H127ZM152 241V240H151ZM233 241V240H232ZM237 241V240H236ZM257 241V240H256ZM16 242V241H15ZM21 243H22V241H20ZM25 242H26V240H25ZM24 242V243H25ZM137 242V241H136ZM1 243V242H0ZM28 243V242H27ZM138 243V242H137ZM164 243V242H163ZM177 243V242H176ZM234 243V242H233ZM16 244V243H15ZM104 244L106 245V242H104ZM132 244V243H131ZM153 244V243H152ZM14 245V244H13ZM19 245V244H18ZM24 245H27V244H24ZM37 245V244H36ZM92 245V244H91ZM91 245H90V247H91ZM95 245V244H94ZM105 245H104V247H105ZM128 246H129V244H127ZM133 245H131V246H133ZM138 245H140V242L138 243ZM224 245V244H223ZM238 245V244H237ZM15 246V245H14ZM20 246V245H19ZM22 246H23V244H22ZM21 246V247H22ZM44 246V245H43ZM72 246H73V244H72ZM128 246H127V248H128ZM175 246V245H174ZM173 246V247H174ZM234 246V245H233ZM10 247V246H9ZM21 247H20V249H21ZM77 247V246H76ZM84 247V248H85ZM89 247V248H90ZM96 247H97V245H96ZM95 247V248H96ZM101 247H103V246H101ZM133 247H135V246H133ZM132 247V248H133ZM140 246H138V248H139ZM178 247V246H177ZM11 248V247H10ZM23 248V247H22ZM148 248V247H147ZM222 248V247H221ZM9 249V248H8ZM41 249V248H40ZM92 249H93V247H92ZM107 249V248H106ZM114 249V250H115ZM129 249H131V247H129ZM129 249H128V252H129ZM146 249V248H145ZM185 249V248H184ZM231 249V248H230ZM6 250V249H5ZM22 250V249H21ZM75 250V249H74ZM84 250V249H83ZM88 252H89V250H88V248L86 249ZM95 250H97V249H95ZM127 250V249H126ZM170 250H171V248H170ZM197 250V249H196ZM41 251L43 252L44 251V247H43V249H41ZM86 251V252H87ZM131 251H133V250H131ZM0 252H1V250H0ZM17 252V251H16ZM36 252V251H35ZM42 252H39V253H41L42 254ZM46 252H50V250H49V248H48V251H46ZM87 252V253H88ZM103 252V251H102ZM106 251H104L103 253H104V255H106L107 253H105ZM112 252H113V250H112ZM115 252V251H114ZM141 252V251H140ZM171 252V251H170ZM195 252V251H194ZM223 252H224V250H223ZM2 253V252H1ZM5 253V252H4ZM86 253V254H87ZM93 253V252H92ZM95 253V252H94ZM93 253V254H94ZM130 253V252H129ZM132 253V252H131ZM243 253V252H242ZM3 254V253H2ZM14 254V253H13ZM49 254V253H48ZM110 254V253H109ZM115 254V253H114ZM178 254V253H177ZM177 254H175V255H177ZM181 253H179L178 254V256L180 255ZM256 254V253H255ZM10 255V254H9ZM15 255H16V253H15ZM42 255H44V253L42 254ZM41 255V256H42ZM88 255V254H87ZM91 255V254H90ZM99 255H100V253H99ZM108 255V254H107ZM137 255V254H136ZM159 255V254H158ZM175 255L173 256V257H175ZM192 255V254H191ZM261 255V254H260ZM5 256V255H4ZM11 256V255H10ZM24 256V255H23ZM38 256H39V254H38ZM95 256V255H94ZM97 256V255H96ZM151 256V255H150ZM177 256V257H178ZM3 257V256H2ZM44 257V256H43ZM43 257H40V258H43ZM50 257V256H49ZM112 257V256H111ZM113 257H115V256H113ZM116 257H118V256H116ZM121 257V256H120ZM171 257V256H170ZM11 258V257H10ZM24 259V258H23ZM55 259V258H54ZM65 259V255L63 256V260ZM99 259H100V256H99ZM105 259V258H104ZM107 259H109V257L107 258ZM115 259V258H114ZM113 259V260H114ZM145 259V258H144ZM154 259V258H153ZM241 259V258H240ZM246 259V258H245ZM15 260V259H14ZM43 260V259H42ZM56 260V259H55ZM69 260H71V259H69ZM102 260H103V258H102ZM150 260V259H149ZM174 260L175 259H173V261H172V263L174 262ZM210 260V259H209ZM248 260V259H247ZM7 261V260H6ZM5 261V262H6ZM12 261V260H11ZM17 262H18V260H16ZM31 261H33V259L31 260ZM39 261L40 260H37V262H35L36 264H39ZM65 261H66V259H65ZM101 261V260H100ZM109 261V260H108ZM107 261V262H108ZM146 261V260H145ZM152 261H154V260H152ZM169 261H171V260H169ZM242 261H243V259H242ZM58 262V261H57ZM56 262V263H57ZM115 262V261H114ZM119 262V261H118ZM19 263V262H18ZM31 263V262H30ZM34 263V262H33ZM34 263V264H35ZM86 263V262H85ZM103 263H104V261H103ZM120 263H121V261H120ZM148 263V262H147ZM152 263V262H151ZM155 263V262H154ZM166 263V262H165ZM164 263V264H165ZM2 264V263H1ZM40 264H41V262H40ZM54 264V263H53ZM70 264V263H69ZM114 264V263H113ZM116 264V263H115ZM119 264V263H118ZM122 264V263H121ZM148 264H150V263H148ZM168 264V263H167Z\"/></svg>", "mask_w": 264, "mask_h": 264}]
</instances>
